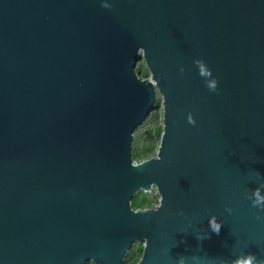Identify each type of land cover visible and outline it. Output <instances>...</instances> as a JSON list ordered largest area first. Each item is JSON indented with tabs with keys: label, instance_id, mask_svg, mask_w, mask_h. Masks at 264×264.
Segmentation results:
<instances>
[{
	"label": "water",
	"instance_id": "water-1",
	"mask_svg": "<svg viewBox=\"0 0 264 264\" xmlns=\"http://www.w3.org/2000/svg\"><path fill=\"white\" fill-rule=\"evenodd\" d=\"M158 92L161 141L138 162ZM261 184L264 0H0V264H124L137 241L136 264L264 260Z\"/></svg>",
	"mask_w": 264,
	"mask_h": 264
},
{
	"label": "rangeland",
	"instance_id": "rangeland-1",
	"mask_svg": "<svg viewBox=\"0 0 264 264\" xmlns=\"http://www.w3.org/2000/svg\"><path fill=\"white\" fill-rule=\"evenodd\" d=\"M136 68L140 77L144 76L143 72L146 73L145 77L148 78L151 77V74L146 66V62L142 57V54H140V58L138 59ZM158 96H159V102L156 105H154L150 115L146 118L144 123L136 129L132 143L133 152L134 150L142 148L145 143L154 146L153 150L149 151L148 153L147 157L149 158L156 156L159 148V143L161 141V137L157 136V133L155 132V128L157 126H163V112H164L163 96L160 92H158ZM145 192L148 199L151 200L153 207L157 206L160 201V196L158 194L157 187L153 185L150 189H148ZM138 244L144 245V241H137L133 243L132 248L129 249L128 254L124 260V264L126 262H130L134 260L138 255H141L143 253V249L139 248ZM92 263L93 262H89L88 264H92Z\"/></svg>",
	"mask_w": 264,
	"mask_h": 264
},
{
	"label": "clouds",
	"instance_id": "clouds-1",
	"mask_svg": "<svg viewBox=\"0 0 264 264\" xmlns=\"http://www.w3.org/2000/svg\"><path fill=\"white\" fill-rule=\"evenodd\" d=\"M103 7L107 8L109 5L104 4ZM194 63L198 66L199 75L205 78V83L208 89L212 91L217 90V80L212 76L211 69L201 59H196ZM181 71H183V68H181ZM187 120L190 124H195V119L191 113H189ZM257 175H259V173H257ZM261 188H264V184H261L256 189H253L249 195V199H251L253 206L264 208V192L261 191ZM209 226L213 232L219 234L221 223L217 222L215 216L209 218ZM178 264H185V257H179ZM235 264H264V260L259 259L255 253L241 252L237 255Z\"/></svg>",
	"mask_w": 264,
	"mask_h": 264
},
{
	"label": "trees",
	"instance_id": "trees-1",
	"mask_svg": "<svg viewBox=\"0 0 264 264\" xmlns=\"http://www.w3.org/2000/svg\"><path fill=\"white\" fill-rule=\"evenodd\" d=\"M143 75H144L143 77H145L146 73L143 72ZM155 132L157 133V136L161 137L162 132H163V126H157L155 128ZM153 148H154V146H151L150 144H146L145 143L142 148L134 150L133 158L135 160H138V161H142V160L148 159L149 158V157H147L148 153H149V151L153 150ZM132 205H133V207L135 209L153 207V204H152L151 200L148 199V197L146 195V192L143 191V190L139 191L134 196L133 201H132ZM138 247L143 249V245L142 244H138ZM142 254L138 255L134 260H132L130 262H126L125 264H136L140 260ZM92 264H94V263H92Z\"/></svg>",
	"mask_w": 264,
	"mask_h": 264
}]
</instances>
